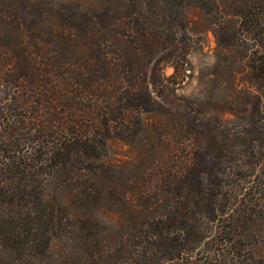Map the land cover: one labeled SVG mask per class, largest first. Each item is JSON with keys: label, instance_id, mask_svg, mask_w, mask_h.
I'll use <instances>...</instances> for the list:
<instances>
[{"label": "trees", "instance_id": "trees-1", "mask_svg": "<svg viewBox=\"0 0 264 264\" xmlns=\"http://www.w3.org/2000/svg\"><path fill=\"white\" fill-rule=\"evenodd\" d=\"M259 6L0 0V264H253ZM208 32L213 63L195 76Z\"/></svg>", "mask_w": 264, "mask_h": 264}, {"label": "rangeland", "instance_id": "rangeland-1", "mask_svg": "<svg viewBox=\"0 0 264 264\" xmlns=\"http://www.w3.org/2000/svg\"><path fill=\"white\" fill-rule=\"evenodd\" d=\"M263 1V0H262ZM188 18L190 19V21H194L197 18V13H198V9L195 8H189L188 10ZM256 12H261L262 15H264V6L262 7H257L255 9ZM202 37H204V39L202 40L203 43V49L200 51V53H194L192 54V56L190 57V62L192 63L194 69H195V76L197 75V73L199 72L200 69H203L205 67H210V65L213 63V56H212V51L215 48V41H214V35L212 32H208L204 35H202ZM200 40V39H199ZM259 54H264V50L262 48L258 49ZM258 56L256 55V58ZM172 72V69L169 68L166 71V74H170ZM191 79H188L186 82L184 81L182 84V90L180 93L184 94V95H188L190 94L194 87H195V81H189ZM116 151H119V148L116 149ZM4 211L1 206H0V215L4 214ZM257 255L260 257H256V259H254L252 262L253 264H264V248L262 247L258 249ZM263 256V257H262Z\"/></svg>", "mask_w": 264, "mask_h": 264}]
</instances>
